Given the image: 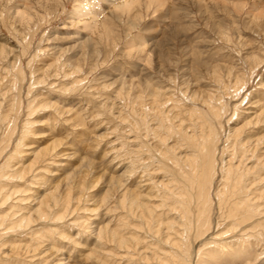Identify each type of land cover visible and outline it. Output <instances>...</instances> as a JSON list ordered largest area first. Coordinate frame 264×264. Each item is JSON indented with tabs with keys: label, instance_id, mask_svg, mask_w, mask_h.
<instances>
[{
	"label": "rangeland",
	"instance_id": "1",
	"mask_svg": "<svg viewBox=\"0 0 264 264\" xmlns=\"http://www.w3.org/2000/svg\"><path fill=\"white\" fill-rule=\"evenodd\" d=\"M85 1L96 4L80 15L72 14L77 0H0V116L7 115L0 121V168L7 159L12 165L0 175V183L5 190L19 189L6 199L0 216L19 207L26 209L17 214L34 210L36 202L52 192L61 199L53 206L54 217L37 219L29 230L2 237L0 254L4 260H32L31 264H159L160 250L169 248L166 233L175 236L166 223L178 217L168 191L189 185L178 160L194 151L186 146L178 125L188 134L200 133L203 117L211 118L203 101L209 95L222 105L220 116L211 119L216 130L211 150L218 164L221 143L231 127H242L238 137L249 140L250 146L264 137V0ZM125 1H130L128 9L121 8ZM18 12L25 13L27 21ZM15 56L20 58L18 68ZM151 91L159 92L161 106L151 103ZM261 140L255 157L246 148L233 163L241 158V170L256 167L253 174H245L247 187L237 196H249V206L257 204L262 211L233 234L222 236L230 226L217 209L215 194L222 184L215 163L208 185L210 204L203 211L211 225L202 236L191 231L189 260L208 258L209 251L215 255L208 258L212 263L215 259L218 264H264ZM17 142L24 145L17 148ZM233 148L238 151L235 141ZM228 154L224 152L223 159ZM13 169L27 173L22 179L7 180ZM129 193L155 207V223L145 219L146 214L145 220L132 217L135 213L118 205ZM196 204H191L194 213ZM99 227L134 240L117 247L108 233L96 238ZM223 241L230 245L228 250L216 248ZM18 242L21 248H11ZM232 249L241 250L240 256L224 259ZM198 250L202 254H196ZM249 250L252 255L245 256Z\"/></svg>",
	"mask_w": 264,
	"mask_h": 264
},
{
	"label": "bare ground",
	"instance_id": "2",
	"mask_svg": "<svg viewBox=\"0 0 264 264\" xmlns=\"http://www.w3.org/2000/svg\"><path fill=\"white\" fill-rule=\"evenodd\" d=\"M85 0H77L76 2V8L72 11V14H86L90 8H93L92 5L95 4H91L90 2L88 3H84ZM150 1V0H149ZM155 1V0H154ZM86 2V1H85ZM133 2V1H132ZM135 2V1H134ZM151 2V1H150ZM159 2V0H158ZM122 3V2H121ZM130 3V1H125L122 4V9H124L125 7H127L128 9V4ZM140 4V3H139ZM120 5V4H119ZM155 5V4H154ZM162 5V4H161ZM157 6L158 8L161 6ZM92 6V7H91ZM146 7V6H145ZM149 8V7H148ZM94 10V9H93ZM117 11V10H116ZM23 13V12H22ZM130 13V12H129ZM18 14L20 15V19L22 20H26V14H21L20 12H18ZM28 16V15H27ZM81 17V16H80ZM86 17V15H85ZM31 19V18H30ZM27 21V20H26ZM88 21V20H86ZM85 23V22H84ZM96 24V23H94ZM99 26V25H98ZM97 27V26H96ZM98 28V27H97ZM96 29V28H95ZM102 30V29H101ZM112 30V29H111ZM98 32V30H96ZM110 32V31H109ZM100 34V33H99ZM98 35V34H97ZM106 36V35H105ZM99 37V36H98ZM24 38V37H23ZM1 51L4 52L5 48H1ZM7 52V51H6ZM19 57V56H18ZM17 56H15L14 58V62L16 63L15 67L18 68V63H20V58H18ZM14 66V64H13ZM12 67V66H10ZM15 69V68H13ZM16 70V69H15ZM16 72L19 73V70H16ZM72 72V71H71ZM76 72V71H75ZM74 72V73H75ZM17 77V76H16ZM14 78V77H13ZM238 79H235V81ZM15 82V79L13 80ZM12 81V82H13ZM243 83V82H242ZM149 85V84H148ZM220 85V84H219ZM242 85V84H240ZM239 86V85H238ZM150 87V86H149ZM154 87V86H153ZM226 87V86H225ZM155 91V90H154ZM152 92L150 93L151 98L153 96V99H151V103L153 105L157 104L156 106H161V104H158L157 101V97H159V92ZM230 91V90H229ZM150 92V91H148ZM147 92V93H148ZM228 92V91H227ZM231 92V91H230ZM226 94V93H225ZM231 94V93H230ZM164 95V94H163ZM194 95V93H193ZM192 95V96H193ZM211 95V93H210ZM149 96V95H148ZM162 96V95H161ZM166 96V95H165ZM191 96V95H190ZM242 96V95H241ZM168 98V97H167ZM203 98V97H202ZM207 98V99H206ZM241 98V97H240ZM245 98V97H244ZM165 99V98H164ZM211 99H215L213 97L210 98L209 95L205 96V99L203 101H205L207 103L209 112H210V119H208V116L203 117L204 119L201 121L200 128H201V132L197 133L192 132V134H188L185 131H182V127H180L178 125L179 131L181 130V134L184 135V139H185V144L187 146V144L189 146H193L194 151L190 152V154H186V157L184 158H179V162L181 165V168H185V170L181 169V172L184 174V178L186 179V181L189 183V185L187 186H183V188L178 189L176 192H173L172 190H169L168 193H170V195H168V198L170 197L173 201L171 204H174L175 208L177 210V220H167L168 223H166L167 228L173 231V233L175 234V236H173L171 238L170 233H166L165 235V240L164 243H166L168 245V249H162L160 250L163 256L158 255V259L157 262H159V264H165L167 262H170L171 264H218L216 262V260L214 259V262L212 263L208 258H211L215 255H211L209 253V251L207 253H205L207 255L208 258L206 257H199L198 259L196 258L194 261L189 260V249H190V243H189V236L191 234V231L194 230V234L196 236H202L205 232L208 231L210 225H211V220L209 222V218L206 214H203L205 210H207L209 208V204H210V198L208 195V185L211 183L212 180V173L215 172V163H217V160L214 159L213 157V152L211 150V147L214 146V144L216 143V130L214 129V125H213V118H216L221 109H222V105L221 102L219 101V104H216V101H213ZM160 100V99H159ZM239 100V99H238ZM14 101L13 100L12 104H11V108L13 109L14 106ZM230 101V99H229ZM237 103V102H236ZM165 104V103H164ZM143 105V104H142ZM152 105V106H153ZM236 105V104H235ZM234 105V106H235ZM14 106V107H13ZM158 106V107H159ZM135 107V106H134ZM206 107V106H205ZM143 108V106H142ZM156 108V107H153ZM163 108V107H162ZM11 109V110H12ZM146 109V107H145ZM31 110V108H30ZM147 110V109H146ZM203 110V109H202ZM194 112V111H193ZM235 112V111H234ZM5 113V112H4ZM29 113V112H28ZM152 113V112H151ZM154 113V112H153ZM224 113V112H223ZM191 114V113H190ZM189 114V116H190ZM196 114V113H195ZM194 114V115H195ZM221 114V113H220ZM164 115V114H163ZM193 115V113H192ZM198 115V114H197ZM7 115H1L0 116V121L3 122L6 119ZM165 116V115H164ZM220 116V115H219ZM9 117V116H8ZM13 117V116H12ZM191 117V116H190ZM202 117V116H200ZM227 118V117H226ZM14 119V118H13ZM166 119H167V115H166ZM212 119V121H211ZM15 120V119H14ZM168 121V120H167ZM28 123L30 121H27ZM162 122V121H161ZM221 122V121H220ZM182 123V122H181ZM26 124V122H25ZM181 125V124H180ZM1 126V125H0ZM29 126V125H28ZM160 126V125H159ZM163 126V125H162ZM7 128H9L10 126H8V124L6 125ZM6 127H4V129L2 131H4L6 129ZM177 127V126H176ZM1 128V127H0ZM28 128V127H27ZM27 128L25 129L27 131ZM150 128V127H149ZM193 128V127H192ZM222 128V127H221ZM232 130H230L231 132H228V134L226 135L223 143L222 147H221V153H220V161H219V168H220V181L222 184V188L218 189V191H216L217 197H218V208L220 211H222V216L223 219H227L228 220V224L230 226V228L226 229V232L224 234H222V236H226L227 234H231L232 232H235L234 229L240 227V225H243L245 222H247L254 214L259 213L260 208L257 207V204H251L252 206H249L248 202L252 203L251 200L252 198H250L249 196H247L246 194V198L243 199H239V197L237 196V194H240L241 192L244 191V188L247 187V184L244 183L243 178L245 176L246 173L248 172H253L255 171V166H250V167H246L245 171L241 170L240 168V164H242V162L244 160H242L241 158L238 159L237 164H234L233 159H235V157H240V155L238 154L239 152L244 153V151L247 150L250 152V157H255L254 152L255 149H257L258 144H260L263 140H261L262 138H259L258 140L255 139L256 141H254V143L250 146L248 145V141L249 140H244V139H239L238 136H240V133L243 132V128L240 127L239 129H233V127H231ZM230 128V129H231ZM2 129V128H1ZM0 129V130H1ZM194 129V128H193ZM25 130H23L24 132H26ZM166 130V129H165ZM173 130V129H172ZM229 130V128H228ZM22 131V132H23ZM167 131V130H166ZM192 131V130H191ZM7 132V131H6ZM4 133V132H3ZM8 134V133H7ZM13 134V133H12ZM230 136L233 137L232 141L228 140L230 138ZM5 137V136H4ZM242 137V136H241ZM244 137V136H243ZM246 138V137H245ZM22 140V138H21ZM243 140V141H242ZM19 141V140H18ZM234 141L236 143V145L239 146L238 151L234 150L233 145H234ZM9 142V141H8ZM4 143V142H3ZM21 142H17L16 143V147L19 148ZM247 143V144H246ZM24 145V144H23ZM56 147H57V142H56ZM15 146V145H14ZM18 150V149H17ZM51 150V149H50ZM217 150V149H216ZM20 151V150H18ZM226 151L229 152V158L225 160V158L223 159V154L224 152L226 153ZM247 151V152H248ZM12 152V151H11ZM10 152V153H11ZM16 152V151H15ZM15 152H13L14 154H16ZM18 153V152H17ZM54 154V153H53ZM161 154V153H160ZM245 154V153H244ZM263 154V153H262ZM18 155V154H17ZM39 155V154H38ZM184 155V154H183ZM239 155V156H238ZM11 155L9 154V157ZM248 156V154H247ZM14 157V155L12 156ZM174 157V156H173ZM177 157V156H176ZM217 157V156H216ZM243 157V156H242ZM159 159V158H158ZM247 159V157H246ZM256 159V158H255ZM262 159V158H261ZM10 159H7L5 161L4 159V164H3V168H0V175L1 176H5L6 172V167H11L12 165H10L9 163ZM259 160V158H258ZM264 160V159H263ZM174 161V160H173ZM172 161V162H173ZM175 162V161H174ZM236 163V162H235ZM258 163V162H257ZM262 163V162H261ZM64 164V163H63ZM256 165V163H255ZM259 165V164H258ZM257 166V165H256ZM260 166V165H259ZM262 166V165H261ZM264 166V165H263ZM180 167V165H179ZM217 167V166H216ZM27 168H32L31 166L28 165ZM244 168V167H243ZM177 169V168H176ZM11 170V169H9ZM31 169H29L30 171ZM131 170V169H130ZM20 171V173H18L17 169H13L12 171H10L9 174H7L6 179L7 180H13L15 178L17 179H22L24 177V174L26 172V170ZM257 171V170H256ZM217 172V171H216ZM27 173V172H26ZM84 173V172H83ZM128 174V173H127ZM253 174V173H251ZM255 175V174H254ZM253 175V176H254ZM121 176V175H120ZM218 176V175H217ZM73 177V176H72ZM176 177V176H175ZM248 177V176H247ZM120 178V177H119ZM118 178V179H119ZM258 180H261L260 175H258ZM46 179V178H45ZM256 179V178H255ZM254 179V180H255ZM264 180V177H263ZM122 178H120L119 185L121 184ZM124 182V181H123ZM176 182V181H175ZM183 182V181H182ZM258 182V181H257ZM114 183V182H113ZM112 183V184H113ZM173 183V182H172ZM2 183H0V209L1 207H3L4 203L6 202V199L9 198V196H11V194L13 195V193L16 190H10V189H6L4 188V186H1ZM163 185H165L164 183H161ZM182 184V183H181ZM180 184V185H181ZM187 184V183H185ZM118 185V184H117ZM175 185V184H174ZM214 185V184H213ZM122 186V185H121ZM177 186V184L175 185ZM178 188V187H177ZM213 188V187H212ZM66 189V188H65ZM10 190V191H9ZM64 190V189H63ZM131 190V189H129ZM176 190V189H175ZM216 190V189H215ZM65 193L66 191L68 192V190H64ZM115 191V190H114ZM123 191V190H122ZM6 192L8 193L6 195ZM19 192V189L15 192L17 193ZM116 192V191H115ZM53 193V192H52ZM52 193H49V195H44L43 197H41L37 202H36V207L34 208V210L29 208L27 209L26 212H21L18 213V211L22 210V209H26V207H19L17 208V210L12 211V212H6V214H4L3 216H0V249L2 247L3 241L1 240L2 237H5L7 234H11V233H15L18 230H23L21 232H25L24 230H29V225L32 224L33 222H35L37 219L40 220L41 222H45L47 221L49 218L54 217V215L56 214V212H54L53 210V206H56L59 201L61 200L60 198H56ZM60 193V192H59ZM64 193V192H63ZM166 193V192H164ZM163 193V194H164ZM249 191H247V194L249 195ZM264 193V191H263ZM56 196L58 195L57 193H55ZM81 194V193H80ZM80 194H78L77 198L80 196ZM108 194V192H107ZM213 194V193H212ZM260 194V193H259ZM68 195V194H66ZM214 195V194H213ZM69 196V195H68ZM67 196V199L65 200L66 206L67 204H69V198ZM73 197V196H72ZM109 197V195H108ZM164 197V196H163ZM258 197V196H257ZM28 198V197H27ZM76 198V199H77ZM106 198V196H105ZM104 198V199H105ZM119 198V197H118ZM166 198V197H164ZM167 198V199H168ZM142 197L138 196L137 193H129L127 194H123L122 198L120 200H118V205L120 204V206L123 208H125L127 213H135L134 216L132 217H136L137 215L143 220L145 218V214L148 216V218L145 219H149L151 220L152 218L154 219V215H153V210L155 207L153 206H149L146 202L142 201ZM166 199V200H167ZM260 199V198H259ZM21 200H25V199H21ZM34 200V199H33ZM51 200V201H50ZM74 200V199H73ZM169 200V199H168ZM164 201V200H163ZM162 204H165L163 203ZM15 202H20V200H16ZM51 202V203H50ZM77 202L79 203V200H77ZM216 202V203H217ZM260 202V201H259ZM76 203V202H74ZM198 203V206L197 204ZM191 204H196V213H194V211L192 210ZM21 205V204H20ZM79 205V204H78ZM161 205H157L156 207H160ZM10 206V205H9ZM16 206V205H15ZM58 206V205H57ZM65 206V205H64ZM164 206V205H163ZM217 206V205H216ZM15 208V207H14ZM57 208V207H56ZM72 208V207H71ZM114 208V207H113ZM262 209V208H261ZM66 210V209H65ZM64 210V211H65ZM157 210V209H156ZM260 210V211H259ZM11 211V210H10ZM259 211V212H258ZM25 213V214H24ZM224 214V215H223ZM62 215V214H61ZM61 215L57 216V218H61ZM264 215V214H263ZM9 216L11 218H9ZM63 216V215H62ZM9 218V219H8ZM8 219V220H7ZM140 219V220H141ZM144 219V220H145ZM152 219V220H153ZM154 221V220H153ZM155 223V221H154ZM160 223V222H159ZM249 223V222H248ZM253 223V222H251ZM250 223V224H251ZM150 224V223H149ZM246 225V224H245ZM249 225V224H248ZM86 226V225H85ZM256 226V225H255ZM45 227V226H44ZM181 230L180 234L177 233V229ZM177 228V229H176ZM253 228V226L251 227ZM55 229V228H54ZM98 229V228H97ZM107 228L105 227H99V229L96 232V238L98 239H102L105 238L107 236ZM114 229V228H113ZM157 229L154 230L157 232ZM178 229V230H179ZM35 230V229H34ZM46 230V229H45ZM152 230V228H151ZM159 230H161L159 228ZM250 230V229H249ZM261 230V229H260ZM36 231V230H35ZM52 231V230H51ZM117 231V230H116ZM153 231V230H152ZM153 231V232H154ZM238 231V230H237ZM248 231V230H247ZM253 231H256L253 230ZM252 231V232H253ZM263 231V230H262ZM159 232V231H158ZM251 232V233H252ZM43 233V232H42ZM118 233V232H117ZM172 233V234H173ZM233 234V233H232ZM254 234V233H253ZM251 234V235H253ZM257 234V233H256ZM14 235V234H13ZM22 235V234H21ZM40 235V234H39ZM45 235V234H44ZM242 236L243 233L241 234ZM38 236V235H37ZM47 236V235H46ZM108 236L110 237L109 240H111L112 242H114L116 244L117 247H126V245H128L129 242H132V240H134L133 236L131 238H124L122 236H116L115 232H111L108 233ZM248 236V235H247ZM17 237V236H16ZM19 237V236H18ZM48 237V236H47ZM136 237V236H135ZM223 238V237H222ZM221 238V239H222ZM27 239V237H26ZM46 239V238H45ZM136 239V238H135ZM161 239V238H159ZM158 239V240H159ZM197 239V238H196ZM21 240V239H20ZM43 240V239H42ZM105 240V239H104ZM103 241V240H101ZM46 242V241H45ZM137 242V241H136ZM19 244H13L14 246L11 248H21V244L20 242H18ZM22 243V242H21ZM24 243V242H23ZM22 243V244H23ZM30 243V242H29ZM40 243V242H39ZM134 244V243H133ZM24 245V244H23ZM232 245V244H231ZM32 246V245H31ZM31 246H26L28 249L27 252L29 253V247L31 249ZM39 246V245H38ZM135 246V245H134ZM215 246V245H214ZM230 245L227 246L226 241L219 243L218 246L216 248H221V250H225V249H229ZM45 247V246H44ZM128 247V246H127ZM227 247V248H225ZM34 248V247H33ZM32 248V249H33ZM129 248V247H128ZM127 248V249H128ZM133 247L131 246V249ZM157 248V246H156ZM155 248V249H156ZM160 248V247H159ZM158 248V249H159ZM124 249V248H123ZM202 249V248H201ZM17 250V249H16ZM24 250V249H23ZM25 250V251H26ZM216 250V249H215ZM15 251V250H14ZM21 251V250H20ZM34 251V250H32ZM43 251V250H42ZM48 251V250H45ZM51 251V250H50ZM110 251V250H109ZM156 251H158L156 249ZM241 250H236V249H232V254L229 253L227 255V257H224V259L226 260H236L240 255ZM112 252V251H111ZM110 252V253H111ZM151 253V251H149ZM9 253V252H8ZM33 253V252H32ZM35 253V252H34ZM33 253V255H34ZM113 253V252H112ZM157 253V252H155ZM202 254L201 250H198L196 252V254ZM31 254V253H30ZM39 253H37L38 255ZM45 254V253H44ZM226 253H224L225 255ZM250 254L252 255V253L250 252V250L245 251V256H250ZM12 255V253H11ZM31 255V256H33ZM35 255V256H37ZM43 255V254H42ZM6 256V255H5ZM4 255L1 256L0 254V264H31L32 260H29L27 262L23 263L19 262L20 260L18 259L17 261L13 262L12 260H4ZM38 257V256H37ZM93 257V256H92ZM156 257V256H155ZM252 257V256H251ZM250 257V258H251ZM3 258V259H2ZM8 258V257H7ZM41 258V257H40ZM47 259V258H46ZM44 259V260H46ZM55 259V258H54ZM59 259V258H58ZM57 259V260H58ZM147 259V258H146ZM251 259H249L248 261H250ZM5 261V262H4ZM198 261V263H197ZM60 263V262H59ZM169 263V264H170ZM234 263V262H233ZM58 264V263H57ZM66 264V263H65Z\"/></svg>",
	"mask_w": 264,
	"mask_h": 264
}]
</instances>
